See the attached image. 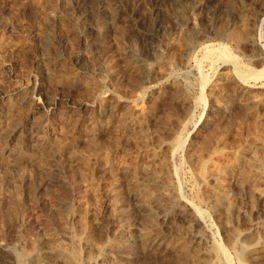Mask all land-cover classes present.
Listing matches in <instances>:
<instances>
[{
    "label": "rangeland",
    "instance_id": "1",
    "mask_svg": "<svg viewBox=\"0 0 264 264\" xmlns=\"http://www.w3.org/2000/svg\"><path fill=\"white\" fill-rule=\"evenodd\" d=\"M263 66L264 0H0V264H264Z\"/></svg>",
    "mask_w": 264,
    "mask_h": 264
},
{
    "label": "bare ground",
    "instance_id": "2",
    "mask_svg": "<svg viewBox=\"0 0 264 264\" xmlns=\"http://www.w3.org/2000/svg\"><path fill=\"white\" fill-rule=\"evenodd\" d=\"M103 2V1H102ZM101 3V2H100ZM102 4V3H101ZM103 5V4H102ZM101 5V6H102ZM149 40L151 41V40H153V37L152 38H149ZM204 49V48H203ZM84 50V49H83ZM189 48H186V52L185 53H188L189 52ZM213 50V49H212ZM208 51L209 53H212V52H214L215 50H213V51ZM207 52V51H206ZM207 52V53H208ZM216 52V51H215ZM224 52V51H223ZM222 52V53H223ZM216 54V53H215ZM214 55V54H213ZM223 55V54H222ZM227 57H229V56H227ZM222 59V58H221ZM233 60V59H232ZM130 61L132 62V64H134V65H138L139 67H141V69L143 70L144 69V67H143V64H142V62H141V60H139V59H137V58H135V57H131L130 58ZM234 63V62H233ZM264 67V66H263ZM262 72V71H261ZM260 74V73H259ZM168 116V115H167ZM264 195V193L263 192H260L259 193V196H263ZM238 242H240V241H238L237 239L235 240V246L236 245H238V246H236L237 248H238V255H242V253H243V249H244V245L242 246V244L241 243H238ZM250 242V244L248 245V249L249 250H253L254 249V246H255V244H254V242H251V241H249Z\"/></svg>",
    "mask_w": 264,
    "mask_h": 264
}]
</instances>
